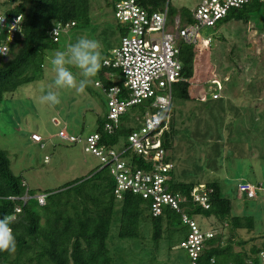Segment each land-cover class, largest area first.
I'll use <instances>...</instances> for the list:
<instances>
[{
  "label": "rangeland",
  "instance_id": "rangeland-1",
  "mask_svg": "<svg viewBox=\"0 0 264 264\" xmlns=\"http://www.w3.org/2000/svg\"><path fill=\"white\" fill-rule=\"evenodd\" d=\"M200 1L167 3L177 11H192ZM107 2L90 0L89 26L60 34L56 49L46 52L39 77L5 95L0 104V149L7 153L12 173L23 177L30 190L57 189L102 168L97 158L84 152L83 143L70 145L57 137L59 131L73 136L91 134L96 121L106 115V97L94 85L100 76L93 78L84 93L60 90L58 105H41L37 98L52 82L48 57L56 50L84 35L102 44L103 59L107 51L117 48L120 36L112 5ZM7 3L0 0V14L12 7ZM257 16L260 15L248 24L229 22L202 31L203 39L209 36L212 42L208 46L200 39L194 45L199 63L193 78L186 82L189 100L172 98L165 125L166 129L172 121L175 131L168 152L173 166L171 179L175 183L202 185L218 182L222 194L231 202L232 213L254 219L251 234L239 232L247 242L246 250L252 245L259 247V239H250L264 233V36L259 33L262 19ZM109 72L105 76H111L112 84L122 80L118 71ZM183 82L179 80L177 84ZM127 123L125 127L130 125ZM32 133L41 138L42 148L30 140ZM124 144L120 140L116 149ZM239 184L253 186L256 197L247 199L237 190ZM113 218L107 240L114 255L112 264H189L176 239L171 249L164 239L157 244L151 242L148 224L142 227L140 239H118V211ZM195 222L204 230L215 226L212 219L196 218ZM214 229L222 231L220 225Z\"/></svg>",
  "mask_w": 264,
  "mask_h": 264
},
{
  "label": "trees",
  "instance_id": "trees-1",
  "mask_svg": "<svg viewBox=\"0 0 264 264\" xmlns=\"http://www.w3.org/2000/svg\"><path fill=\"white\" fill-rule=\"evenodd\" d=\"M116 1L108 0L107 5H112L113 9ZM167 1L136 0L140 7L149 12L162 11L167 7L169 22L177 16L182 24L191 22L190 10L181 8L177 11ZM8 4L12 7L3 14L10 18L21 16V22L15 42L10 47V54L5 58L0 57V104L5 95L12 94L39 77L46 52L55 50L59 43V40L53 42L50 35L56 23H73L71 29H84L91 21L90 0H8ZM257 14L262 19L259 33L264 36V1L251 0L242 8L231 10L216 26L229 22L248 24ZM115 29L120 38L125 34L117 23ZM111 51L106 52L102 62L110 57ZM180 60V79L184 82L173 85L172 98L189 100L186 82L193 78L199 63L194 45L180 47ZM109 70L102 66L98 74ZM115 85L121 87V81L113 84L104 82V87ZM148 109L153 112L150 102L133 107L132 113L129 111L121 118L112 135L103 132V119L97 121L94 132L101 135L102 143L107 147H117L120 140L126 141L128 135L136 129L135 116H142ZM127 122L130 125L125 127L124 123ZM168 126L161 136L162 147L166 152L171 150L175 135L173 122L168 123ZM132 162L137 167H142L141 159L133 157ZM171 177L170 171L167 182L169 189L181 194L183 199L179 205L180 212L165 207L159 217L153 218L147 202L139 196L124 193L117 200L113 193L115 183L106 167L96 169L86 177L57 189L38 192L30 190L23 177L12 173L7 153L0 149V198L22 197L26 189L31 197L36 194L46 195L43 206L34 198L24 205L19 201L0 200V218L11 215L15 206L21 207V212L11 225L16 238L15 251L0 252V264H112L114 255L108 248L107 240L116 211L118 239L138 240L141 238L142 227L148 224L150 241L157 244L164 239L168 249H171L175 239L180 244L187 238L188 228L182 222V214L194 220H214V228L220 225L222 231H216L212 227L216 235L204 243L197 264H211V261L212 264H245L264 251V233L250 239H259V247L252 245L248 250L244 248L247 242L243 241L239 232L251 234L254 230V219L252 216L232 213L231 202L222 194L218 182L203 185L207 192L210 191L209 208L203 210L191 196L193 190L202 184L175 183Z\"/></svg>",
  "mask_w": 264,
  "mask_h": 264
},
{
  "label": "built area",
  "instance_id": "built-area-1",
  "mask_svg": "<svg viewBox=\"0 0 264 264\" xmlns=\"http://www.w3.org/2000/svg\"><path fill=\"white\" fill-rule=\"evenodd\" d=\"M250 1L201 0L191 11V22L183 24L178 16L169 22L167 7L162 11L149 12L140 7L136 0L114 2V20L123 28L125 34L121 36L119 46L111 51L110 57L102 62V66L118 71L122 80L121 87L95 84L102 89L106 97L107 111L102 130L106 135H112L127 112L146 102H150L153 112L148 109L142 116H135L137 127L128 135L120 150H117V147H107L97 132L86 136H73L59 131L57 137L61 142L70 145L83 143L84 152L97 158L102 168H108L115 183L113 193L117 200H120L124 193L139 196L147 202L153 218L159 217L165 207L180 212L179 205L183 199L181 194L168 187V173L173 166L161 143L171 107L172 88L181 80L180 47L196 45L200 39L209 45L212 39L209 36L203 39L202 31L214 28L231 10L240 9ZM20 22L21 16L10 18L0 14V57L5 58L10 54V47L15 42ZM73 26V23H56L50 31L53 42H57L60 34L67 33ZM30 139L43 147L37 134H32ZM133 157L143 161L141 168L132 162ZM237 190L248 199L256 197V190L251 185L239 184ZM208 192L200 185L191 194L193 201L203 210L209 208ZM31 198L43 206L46 195L36 194L31 197L26 189L22 197L0 200L19 201L24 205ZM20 212L21 207L17 205L10 216L15 220ZM181 219L188 228V235L179 244V249L186 253L189 264H197L204 243L212 240L216 232L200 228L194 219L185 214L181 215ZM245 264H264V251Z\"/></svg>",
  "mask_w": 264,
  "mask_h": 264
},
{
  "label": "clouds",
  "instance_id": "clouds-1",
  "mask_svg": "<svg viewBox=\"0 0 264 264\" xmlns=\"http://www.w3.org/2000/svg\"><path fill=\"white\" fill-rule=\"evenodd\" d=\"M101 49L102 44L98 40L84 35L74 43H68L64 49L56 50L53 56L48 57L52 82L47 85L46 93L37 98L38 102L50 107L58 105L60 90L84 93L102 67ZM13 220L10 215L0 218V252L15 251Z\"/></svg>",
  "mask_w": 264,
  "mask_h": 264
},
{
  "label": "crops",
  "instance_id": "crops-1",
  "mask_svg": "<svg viewBox=\"0 0 264 264\" xmlns=\"http://www.w3.org/2000/svg\"><path fill=\"white\" fill-rule=\"evenodd\" d=\"M106 74H108V75H110V72L108 71H104L103 73H101V74H98L99 76H100V81L98 80V81H96L95 83H94V85L96 84V83H100L101 85H103L104 86V82H112V80H111V76H105ZM97 88H99V90L103 93V91H102V89L100 88V87H97ZM104 117L105 116H103L102 118H99L98 120H102V119H104ZM97 120V121H98ZM97 121H96V123H95V125H96V127H97ZM55 123H56V121H55ZM96 127H95V129H94V131L96 130ZM32 134H37V133H32ZM31 134V135H32ZM31 140V139H30ZM33 142V141H32ZM34 143V142H33Z\"/></svg>",
  "mask_w": 264,
  "mask_h": 264
}]
</instances>
